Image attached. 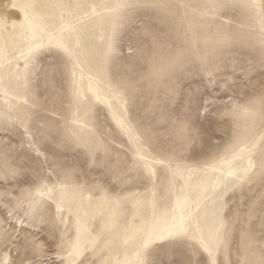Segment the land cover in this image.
<instances>
[{"label": "rangeland", "instance_id": "obj_1", "mask_svg": "<svg viewBox=\"0 0 264 264\" xmlns=\"http://www.w3.org/2000/svg\"><path fill=\"white\" fill-rule=\"evenodd\" d=\"M66 1L63 0L70 4ZM244 2L171 0L174 7L167 11L135 8L123 21L115 20L112 16L107 26L95 33L86 28L83 33L85 50L91 55L94 48H99L112 81L125 86V99L131 109L135 136L146 132L152 148L148 144L144 148L152 152L157 160L175 157L172 160L173 168L177 163H203L216 153H223L235 127L253 126V118L239 112L232 113L234 105L254 109L253 130L258 139L261 105L264 102V47L260 42L264 24L263 17L257 11L240 6ZM103 3H109V0H99L96 5ZM213 4L227 7L213 9ZM88 6L91 7V3ZM89 7L88 14L92 11ZM97 8L100 13L101 7ZM62 12L61 9L50 10V15L55 18L53 24ZM145 28L155 34L156 44L152 36H144ZM16 32L12 35L13 42L5 47L4 62L6 64L10 60L12 66L10 73L7 70L3 72V84L0 87V112L7 115V119H0V178L5 173L10 177L13 172L17 175L9 180L0 179V194L7 192L9 197L23 194L24 209L19 211V216H24L32 200V195L26 190L33 188L43 161V155L37 158L39 149L42 154L47 152L50 161H54L52 167H56L61 176L59 180L53 175L52 180L43 181L48 188L55 184L56 191L49 193L45 190L43 197H35L38 214L47 215L48 204L52 205L51 213L55 214L60 205L65 220L71 218L70 227L75 228L78 224L82 226L83 222H77L76 219L79 217L82 220L84 209L90 213L93 206L91 199L83 201L82 192L90 189L95 200L100 193L95 186L100 183L110 194L120 195L117 188L125 186L124 189L128 187L129 190L124 194L144 197L151 185L141 181L140 171L133 165V148L136 145L110 132L112 126L104 122V114L100 111H105L101 109H93L91 117L84 116L88 127L75 129L77 125L72 118L76 117L77 108L72 97L70 72L62 75L54 71L60 58L55 49L45 48L34 65L29 66L26 81L24 60L15 59L19 55L18 51H15V56L11 53L28 41H24L21 33ZM41 38L46 44L48 36L44 33H37L35 42L40 43ZM140 49H144V55L139 54ZM177 57H181L182 67L176 63ZM77 106L82 108L79 102ZM49 130L58 139L67 142L57 147L47 135ZM140 139L145 137L140 136ZM181 156L185 159L179 160ZM94 157L97 161H109L110 167L117 175H121V179L116 180L109 174L102 181L101 177L107 170L94 164ZM167 164L168 159H164L163 166L156 164L157 175L164 176ZM50 170L49 165L43 166L44 172ZM68 191L80 196L68 200L66 198L72 194ZM154 192L155 189L153 195ZM262 192L264 188L257 179L234 190L230 188L222 194L215 208L208 202L201 211V215L207 216L209 222L214 211L229 222L230 258L235 264H260L264 259V204L260 203ZM143 197L128 198L130 201L125 202L120 217L108 230H105V225L114 211H108L104 220H90L89 231L81 233L82 242L90 248L94 242H99L104 249V259L111 257L116 261L113 253L117 250L130 254L133 250L132 240H138L139 235L135 233L123 239L119 235L133 231L131 225L127 231H123L124 224L130 213H140L137 206ZM155 198L159 200L158 195ZM172 199H175V195ZM74 203L78 204V209H72ZM0 220L3 221L0 228L7 229L13 236L21 228L19 217L9 221L7 211L0 213ZM133 220L138 221L139 216ZM60 227L63 229L64 225ZM28 233L47 240L49 225H33L26 221L20 239H13L0 248V264L20 259L24 253V236ZM86 235L88 239L83 240ZM100 235L104 236L103 241L98 240ZM189 251V246L184 243L164 242L155 247L147 258L158 264H184Z\"/></svg>", "mask_w": 264, "mask_h": 264}, {"label": "snow or ice", "instance_id": "obj_2", "mask_svg": "<svg viewBox=\"0 0 264 264\" xmlns=\"http://www.w3.org/2000/svg\"><path fill=\"white\" fill-rule=\"evenodd\" d=\"M240 6L255 8L256 3L255 0H245ZM10 7L18 9L22 14L19 23L12 22L13 32L15 33L17 29H21L23 40L28 41V43L23 44L22 47L11 53L15 56V51H18L19 55L15 56V59L17 61L24 60L26 81L29 66L34 65L43 49L51 48L55 49L60 58V63L55 66L54 71H59L62 75L70 72L74 102L85 103L93 107L106 104L108 109L112 110L120 100H124V106L113 113V119L117 121L120 132L127 134L131 143L136 145L133 148L132 162L140 171L141 181L155 189L150 216L148 215L147 202L142 206H137L141 218L144 220V225L140 233L141 242L135 250V258L131 261V264H158L157 261L147 257L150 256L155 247L164 242H179L189 246L188 259L184 264H235L230 258L229 222L223 219V215L215 211L209 222L207 216L201 215V211L207 206L208 202H211L215 208L219 204L222 194L229 187L234 190L237 186L242 187L245 183L251 184L258 179L261 187L264 188V102L261 105L258 139L253 130L255 124L254 109L234 105L232 113L239 112L246 117L253 118V126L235 127L223 153H216L210 157L211 162L205 160L203 163L201 161H194L193 164L177 163L176 167L173 168L172 160L176 159L175 157H162L157 160L152 152L144 148L145 144L152 148L146 132H140L137 136L133 135L131 109L125 99L127 91L122 83L109 79L107 87L93 89L92 84L96 83V72L89 59V53L84 48L81 32L83 22L89 20L91 16L87 12L83 15L79 14L80 10L87 9L88 5H72L64 3L63 0H24L23 3L14 2ZM91 7L93 9L92 15H96L95 9L97 7H104L113 15L115 20L123 21L127 18V14L135 8L146 7L167 11L173 8L174 5L171 0H116V3L112 5H92ZM222 7H227V5L213 4V9ZM260 7L262 16H264V4ZM51 9H68L69 11L66 14L62 12L58 21L53 24L52 21L55 18L50 15ZM72 9H75V11H72ZM262 24H264V19H262ZM7 28V17L0 16V29L7 30ZM37 33H44L48 36L46 44L42 41V38L40 43L35 42ZM143 34L145 37L152 36L153 43H157L155 34L149 29L145 28ZM114 37L115 23L113 25V39ZM260 42L261 46L264 47V27L261 29ZM111 51L110 44L109 54H111ZM139 54L144 55V49H140ZM5 55L6 48L0 45V87L3 84V72L7 70L10 73L12 66L10 60L5 64ZM176 63L182 67L181 57L176 58ZM17 72H19V68H17ZM77 73L80 76L79 81L76 79ZM86 73H88L87 76ZM86 78L89 81L87 91L83 87ZM0 119H7V115L0 112ZM47 135L57 147L63 146L67 142L65 139H58L51 130L47 132ZM140 136H144L145 139L141 140ZM34 143L35 140H33ZM41 155H43V161L41 162V169L34 179L33 188L26 190L32 195V200L24 211V216H19V211L24 209L25 198L23 194L20 197H9L7 192L0 194V213L7 211L9 221L16 220L19 217V224L21 225L15 236L7 229L0 228V248L13 239H20V232L23 231V225L26 221L33 225L37 223L49 225V239L41 240L39 237L31 236L30 233L25 234L23 255L18 261L10 260L7 264H120L119 261H113L111 257L103 258L104 249L100 247L99 242H94L91 248L83 243L81 233L84 229L79 224L75 228L70 227L71 218L65 220L64 210L59 206L55 214L51 213V204L47 205V215L38 214L35 197H43L45 190L49 193L56 191L55 184L52 188H48L43 181L52 180L53 175L59 180L61 176L57 168L52 167L54 161H50L47 152L42 154L37 149V158ZM164 159H168V164L164 176L161 177L153 169L156 163L163 166ZM178 159L184 160L185 158L181 156ZM245 161H247L246 164ZM93 163L107 170L104 176L101 177L102 181L109 174L116 180L121 179V175H117L110 167L109 161H97L94 157ZM44 165H49L51 170L44 172ZM224 169H228V171L225 173ZM218 171L221 174L216 176L215 179L208 175L211 173L212 176H215ZM185 172L188 174L187 178L184 176ZM123 174L126 175V173ZM197 174H203L208 178L193 183V177ZM16 175L17 173L13 172L10 177L8 173H5L0 179L9 180ZM157 181H159V184H157ZM95 187L98 190L107 192L103 183L97 184ZM157 195L159 196L158 201L155 198ZM173 195H175L174 200L172 199ZM113 203L114 208L118 211L122 200L117 197ZM260 203L264 204V192L261 193ZM117 218V213L114 211L110 221L106 222L105 230L114 226ZM2 223L3 221L0 220V224ZM62 224L64 225L63 229L60 227ZM73 232H75V236H73ZM98 240L103 241L104 236L100 235ZM205 255L207 259H205ZM124 264H129V262L125 261ZM260 264H264V259L260 261Z\"/></svg>", "mask_w": 264, "mask_h": 264}, {"label": "bare ground", "instance_id": "obj_3", "mask_svg": "<svg viewBox=\"0 0 264 264\" xmlns=\"http://www.w3.org/2000/svg\"><path fill=\"white\" fill-rule=\"evenodd\" d=\"M98 1L99 0H67L66 2H69L72 5H76V4L89 5V3H91V6H92V5H96ZM100 1H102V0H100ZM14 2L22 3V0H0V16H6L7 20H8L7 30L0 29V45H3L4 47H9L10 44L13 42L12 35L14 34V32L12 31V27H11L12 22L13 21L17 22V20L22 19V14L20 13V11L18 9H14V8L10 7L11 4ZM114 3H116V0H109V3H103V4L104 5L105 4L112 5ZM255 3H256V7L252 8V10L257 11L259 13V16L263 17L262 19H264V16H262L261 7H260L262 4H264V0H255ZM5 6H7V7H5ZM89 8H91V10H92L91 13L89 14L91 16V18L89 20L83 22V26L81 29L83 38H84L83 33L86 31V28L92 30V33H95L100 28L107 26L109 24L110 19L113 16L104 7H101L100 13L98 12L99 9L96 8L95 9L96 15H91L93 12V9H92V7H89ZM81 10H82V12H80V13L84 14L85 12H87L88 9H81ZM68 11H69L68 9H63L64 13H67ZM72 11H75V9H72ZM21 31L22 30L19 29V31L16 32V34L21 33ZM84 47H85V45H84ZM89 59L91 60L92 65L94 66V69L96 72V83L92 84L93 89H95L97 87H100V88L107 87L108 86V80L111 79V77L109 75L107 65H106V60H105V57H104L102 51L99 48H94L93 53L91 55H89ZM87 75H88V73H86V76ZM76 79H77V81H79V79H80L79 73H77ZM83 87L87 91V89L89 87V81L87 78L84 80ZM89 95H91V93H89ZM0 96H1V94H0ZM81 99L83 100V97ZM79 103L82 106V108H80L81 110L78 108L77 102H74L75 108H77L76 109L77 115H76V117L72 118L73 123L75 125H77V127L75 126V129L83 130V127H88V123L84 120V116L87 115L88 117H91L92 113H93V111H92L93 109H101V110L105 111V113H102V111H100L101 114H104L105 121L104 120L103 121L110 123L112 126V131H110V132L111 133L114 132L119 136H123L126 140L130 141V138L127 134L120 132L118 125H117V121L115 119H113V113L116 112L118 108H121L122 106H124V100H120L118 102V105L115 106L112 110H109L106 104H100L96 107H93V106H90V105L85 104V103H81V102H79ZM133 135L135 136L134 131H133ZM246 163H247V161H245V164ZM156 164H155V166H156ZM153 171H156V169L154 168ZM223 171L226 173L228 171V169H224ZM220 174H221V172L218 171L215 176H212L211 173H209L208 175L211 176L212 179H215L216 176H219ZM184 176H185V178H187V176H188L187 172L184 173ZM207 178L208 177L204 176L203 174H197L193 177L192 182L196 183L199 180L207 179ZM69 182H71V181H69ZM181 183H183V181H181ZM124 187L125 186H121V187L119 186L117 188V191L121 192L120 195L110 194L109 191L105 192V191L100 190L99 196L95 200L93 199V196L90 192V189H87V190L84 189L83 190V192H82L83 201H86V199H91V203L93 205L92 211L90 213H88V211L86 209H84V213L82 215L83 221L80 220L79 217L76 219L77 222H80V223L83 222L82 228L84 230H86L87 232L89 231L90 220L92 221L94 218L96 221H99V219L104 220L105 216L108 214V211L109 212L116 211L118 218H119L120 217L119 214L122 212L123 207L125 208V205H124L125 202L130 201V199H128V198L139 199L140 197H143V196H137L135 194H129L130 196L128 194L127 195L124 194V192L129 190L128 187H126L125 189H124ZM230 188L231 187H229V189ZM153 191H154V189L149 186L146 194L144 195L143 199L140 202L141 206L145 202H147V204H148V215L149 216L151 215V211H152L151 206H152L153 198H154ZM69 192H71V191H68V193ZM78 196H80V195H78ZM78 196L74 195L72 193L66 199L69 200L70 197L76 198ZM117 197L121 198V200H122L121 206L118 209V211L114 208V203H113V201H115ZM71 199H73V198H71ZM209 206H211V204H209ZM73 207H75V209H78L79 206L77 203H74L72 205V209H73ZM135 208H136L135 211H137L136 206H135ZM137 215L139 216V220L135 222L133 219L135 217H137ZM127 220L128 221L124 224V228H123L124 230L123 231H127L129 229V225L133 226L134 229H133V231H130L127 233L124 232L125 234L119 235L120 239L127 238L128 236H132L135 233H137L139 235V238H138V240H134V241L132 240L133 250L130 252L131 255L125 254V251L119 252L118 250L115 253H113L114 257L116 258V261H119L120 264H124L125 261H128L129 264H131V261L135 258V255H134L135 250L140 244V233L142 232L143 225H144V220L141 218L140 213L139 214H136L135 212L132 214L130 213V216H128ZM101 227H102V225H101ZM84 230H83L82 234L84 233ZM87 239H88L87 235L84 236L83 240H87ZM6 262L3 264H7Z\"/></svg>", "mask_w": 264, "mask_h": 264}]
</instances>
